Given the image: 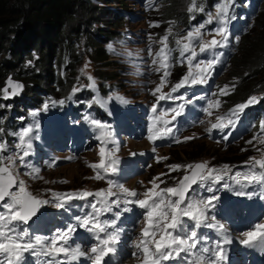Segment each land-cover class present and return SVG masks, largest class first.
I'll return each instance as SVG.
<instances>
[{
  "label": "rangeland",
  "instance_id": "1",
  "mask_svg": "<svg viewBox=\"0 0 264 264\" xmlns=\"http://www.w3.org/2000/svg\"><path fill=\"white\" fill-rule=\"evenodd\" d=\"M94 1L98 6H105L99 10L100 12L97 14V25L100 28L111 26L110 21L113 19L112 16L122 18V24L118 33H112L113 37L103 44L109 51V59L112 60V63L100 65L98 62L91 61L87 57H84L79 64L78 72H75L73 75V79L77 84L72 85L71 88L66 91L64 97L57 95L56 87L53 86L54 82L50 79L49 72H52V74L55 72L53 65L38 66L34 61L36 56L34 53L29 57L23 56L20 62L24 68H33L32 72L36 74L34 76L35 80L31 79L33 82H26V85L30 83V86L36 88L30 89L29 98L23 97L25 82L21 80L20 77L13 76L12 72L4 76L5 78L9 74L10 78L21 80L23 87L18 90L17 95L11 96L8 99L3 98V93L0 92V107H10L12 112L16 115H19V112L23 109V104L26 103L36 104L38 110H41L38 115L35 114L30 117L27 126L33 128L31 135L33 137L32 141L35 143L32 147V154L28 158L30 164L33 165L35 163L34 159L38 156H42L43 159H48L50 162H53L49 167H55L47 168V165H43L42 168H39L41 169L40 174H42V179H32L30 176L24 174L26 169L22 168L18 179H23L25 181L29 192L36 197L43 195L46 189L51 188H55V195L70 194L76 196L78 193L84 191L95 193L101 189L107 190L109 188L107 179L123 183L125 187L130 190H135L138 193H143L146 189L152 188L153 185L150 182L153 181L154 178H156L155 183L158 184L160 188L169 187L172 184L178 183L185 173L183 168L177 171H170L169 166L195 165L198 163H206L207 166H209L211 164L209 162L214 160L211 154H218L222 150H226L228 146L235 145V143L238 144L242 139H246L244 140V144L237 148L241 151L247 150L248 154L246 153L244 158H242L243 160L250 158H255V160L264 159V144L260 143L261 140H264V133H261L259 127L260 123L264 121V114L260 115V119L255 128L252 127L243 137L240 136L238 139L233 138L227 143H222V138H220L221 135H219L221 132L220 130L214 129L211 132L207 131L212 123L217 122L218 116H224L227 119L231 114V110L237 106V103L227 106L219 103L218 108L211 109V116L207 115L205 112L197 125L187 131L183 130L179 133L178 140L181 141L179 143L176 142L172 145L165 144L169 140H173L171 138L157 140L155 143L150 141L148 139V129L152 125L154 115H162L165 119H171L172 115L169 107L159 106L160 108H158V105L155 103L156 99L161 94H169L171 88L177 84L188 71L186 61L181 63L180 46L176 44V41L195 28L181 32L180 34L176 33L171 40H169L168 37V47L172 49V56L175 57V60L169 69L170 75L166 78L161 92L154 95V90L160 86L162 72L157 73L155 71L157 66L152 64V60L155 58V53L161 47V38L168 35L169 32L173 30L172 21L164 25L161 24L158 19L159 13L157 10L162 6L160 3L163 2L160 0L154 6L150 4L149 9H147L141 8L135 0ZM197 1H200L198 4L203 5L204 12H207L206 6L209 5L207 1ZM220 2L221 0L213 4L207 13L215 15L216 6ZM263 3L264 0L260 2L256 14L261 10ZM185 6L188 10L190 0L186 2ZM216 29L217 28L212 31L202 32V37L198 43L210 41V36H218L216 35ZM219 39L220 36L218 37V40ZM230 40H234L233 37H228L227 45L223 49L230 46ZM149 48H151L153 55H149ZM196 49H199V47L196 46L195 50ZM219 51L220 50L216 53V58L219 56ZM197 52V59L209 60L212 58L215 50H210L206 53H199V50ZM234 53H236V49ZM129 54H131V56ZM99 67L116 71V76L113 79L105 81L106 84L114 82L115 85L112 84L107 86L108 89L103 94H100L96 89L98 80L94 72L95 68ZM243 71L241 66L234 65L230 60H224L220 65V71L217 72L214 79V95L210 102L220 100V92L225 88L218 84L220 78L227 81L235 78ZM89 76L92 77V80L88 79ZM93 81L95 87H89ZM2 84L3 81L0 84V90H2ZM50 86H53L54 89H51ZM71 90L82 91L83 98L80 96V102H82L81 107L85 110L89 109L84 112L85 114H83L82 117L78 118L80 119V126H82L79 131H73L75 119L71 118L73 115L78 116L77 110L73 107H61L62 104L69 107L70 104L75 102L71 97ZM88 91L90 92V96L88 97V94L84 96ZM117 97L123 98L127 103H123L122 100L117 99ZM250 97L245 101L247 102ZM255 97L257 100L260 98L257 97V95H255ZM12 101H14L13 105L11 104ZM136 102L146 104L151 108L150 111H136L142 113V120H140V122L137 120L138 116L133 112H126L125 115L122 116L124 111L134 110ZM45 105H47L46 110ZM54 105H56L57 110L53 108ZM154 105L158 108L156 114L152 112ZM94 107H99L100 109ZM101 109L103 112H109L113 117H116V119H106L105 117L98 116L101 113ZM165 110H169V112L165 114ZM89 113L92 115V118L88 119ZM94 114H96V116H94ZM25 115L26 114L20 116L22 117ZM93 121L97 123H93ZM36 125H38V127H36ZM172 127L174 129L173 135H176L177 130L173 125ZM238 127H243V125L237 123L233 128ZM23 129L24 128L19 130L16 128H6L4 137H8L10 134L14 135V133H18ZM122 131L129 134L134 132V134L122 140L119 136V133ZM212 132H214L213 135H216L210 137ZM86 133L90 134V136L85 140L86 137L83 135ZM49 137L55 139L52 145L48 141ZM185 138L190 139L185 140ZM195 141L200 145L202 150L197 157L184 160L181 155H178L181 154V150L188 149L187 145ZM248 141H252V143H248ZM88 142H91L89 148L87 147ZM17 143L18 140L11 144L15 147ZM155 144L157 145L154 151L151 147ZM245 144L251 145L245 148ZM101 147H104L106 150L115 149V156L118 157L120 161L119 172L117 174H105L103 170L93 169L89 166L99 163L101 159L99 154ZM68 157H70V161L67 160ZM97 171H100L102 175H106V179H95ZM161 180L165 181V183H161ZM112 190L114 192L118 191L116 188ZM141 198L143 197L141 196ZM89 201L94 202V197H87L85 199L76 198L72 200L70 202L71 206L69 207L71 209L70 214L67 215L65 223H74L73 217L80 216L81 210H83V215L91 211L88 207ZM233 202L235 206L241 204L237 199ZM225 203H231V200L228 198L225 200ZM141 211L142 210L138 207L133 206V211L131 213L124 214L120 221V226L125 229L126 224L132 223L139 218ZM134 214H136L135 218ZM107 218L111 219V215L109 214ZM66 224L63 228H65ZM142 224L143 222L139 225L141 226ZM209 238L212 237L209 236ZM81 240V238H76L75 242L77 241L79 243ZM86 242L92 243L89 238H87ZM125 260L126 259H124V261Z\"/></svg>",
  "mask_w": 264,
  "mask_h": 264
},
{
  "label": "snow or ice",
  "instance_id": "2",
  "mask_svg": "<svg viewBox=\"0 0 264 264\" xmlns=\"http://www.w3.org/2000/svg\"><path fill=\"white\" fill-rule=\"evenodd\" d=\"M230 7H234V0H221L216 6L215 15L208 14L207 23H212L215 20L221 25L215 30L216 35L221 37L220 40L213 36L208 42L198 43L202 37L201 29L205 28L204 24H200L176 41V44L180 46L181 63L186 61L188 71L171 88V93H176L185 86L207 83L219 61L215 57L209 60L197 59L198 52L195 47H199V53H206L223 46L229 36L227 25L232 19L229 15ZM195 11L203 12V5L198 4L197 0H190L188 12ZM236 39L238 40L239 37ZM167 41V35L161 38V47L152 60V64L157 66L155 71L162 72L160 86L154 90V95L161 92L166 78L170 75L169 69L175 60ZM129 55L131 56V54ZM149 55H153L151 48H149ZM88 79L92 80V77L89 76ZM22 87L20 83H14L9 79L7 86L0 92L3 93V98L7 99L17 95L18 90ZM89 87H95L94 81ZM227 87L225 86L221 90L220 95L228 94ZM9 88H11V92ZM117 99L127 103L121 97H117ZM177 99L185 100V103L170 109L171 119H165L162 115L156 114L158 108L156 105L153 106L152 112L156 115L148 129V139L153 143L168 138L177 143L181 142L173 135L172 125L177 117L182 115L186 104L192 103V100L170 94H161L158 97V100ZM256 102L255 96L250 97L246 103L235 106L227 119L224 116H218L217 122L212 123L207 131L218 129L224 132L225 129L235 127L240 113ZM219 103L218 100L210 102L204 111L211 116V109L218 108ZM46 109L47 105H45ZM168 112L169 110H165V114ZM93 123L97 122L93 121ZM259 127L261 133H264V121L260 123ZM2 131L3 129H0V132ZM32 132V127H26L22 131L14 133L18 136V143L15 147L20 150L15 156L3 155L8 151V148L6 143L0 142V264H29L30 258L31 264H81L82 260L89 264H108L106 258L114 260L118 247L123 242L125 229L120 226V221L125 213L133 211V206L142 210L139 218L135 221L136 225L143 222V227L140 228L137 242L134 245L136 251L133 253L138 258L142 256L141 264H165V262L172 261H184L185 264H221L227 259L226 249L221 246L220 242H217L214 248H210L206 246L208 238L200 232L202 228H215L222 235L227 232L224 224L217 221L213 213V209L218 203V197L214 194L207 197L199 196L193 188L194 185L197 187L207 185L206 191L213 193L211 183H217L222 179V176L216 174V170L209 168L206 163L169 166L170 171L183 168L186 172L175 186L160 188L154 178L150 182L153 185L152 188L138 193L125 187L123 183L107 179L109 185L107 190L101 189L95 193L84 191L76 196L58 194L54 200H44L32 195L27 190L25 181L18 179L20 168L28 169L24 173L25 175L33 179H42L39 176L40 169L30 164L27 159L32 154ZM227 138L226 133L222 139L227 140ZM187 139L190 138H185V140ZM248 143H252V141H248ZM260 143L264 144V140H261ZM99 154L101 157L99 163L89 166L93 169L103 170L105 174H117L120 161L115 156V149L106 150L101 147ZM250 159L254 161L252 167H258L261 171L245 174L244 181L248 184L264 185V159ZM240 175V173H236L237 177ZM95 179H106V175L97 171ZM161 183H165V181L161 180ZM113 188L118 191L114 192ZM237 194L244 195L245 193L241 191ZM87 197H94V202H88L91 211L82 216L73 217L74 223H67L65 228L57 229L51 236L37 235L30 231V222L38 223L45 216L46 205L67 210L71 206L72 200ZM109 214L111 219L107 218ZM210 221H215V223ZM25 225L29 227H25ZM78 230L85 231L92 241L87 250L84 245L75 242ZM241 235L244 237L240 241L241 244L264 249V224L256 223L252 230L244 231ZM223 242L230 243L231 241L225 237Z\"/></svg>",
  "mask_w": 264,
  "mask_h": 264
},
{
  "label": "trees",
  "instance_id": "3",
  "mask_svg": "<svg viewBox=\"0 0 264 264\" xmlns=\"http://www.w3.org/2000/svg\"><path fill=\"white\" fill-rule=\"evenodd\" d=\"M187 1L161 0L163 3H160L162 6L157 10L158 19L164 25L172 21L170 40L176 33L180 34L187 29L190 15L197 14V11L188 12L185 6ZM206 1L212 6L218 0ZM104 7L98 6L94 0H0V84L4 76L12 72L13 76L20 77L25 82L23 97L29 98L30 89H36L30 86L36 74L32 72L33 68H24L20 62L23 56L29 57L32 53L36 55L34 61L38 66L52 64L55 68V72H49V76L60 97H64L66 91L77 84L73 75L78 72L84 57L100 65L112 63L109 51L103 44L113 37L112 33H118L122 18L112 16L111 26L100 28L97 25V14ZM238 37L236 53L230 61L241 66L244 71L233 79L218 80L219 85L228 86V94L221 95L219 102L227 106L242 103L248 97L257 95L260 97L258 103L262 102L264 106V3L253 17L251 26L239 33ZM94 75L101 91H106L107 86L115 85L114 82H105L116 76L114 70L99 67L95 68ZM26 82L30 83L26 85ZM53 86L50 88L54 89ZM78 93L76 91L72 96H78ZM11 111L10 107H0V129H3L0 138L5 135L8 123L15 119ZM244 140L246 139L228 146L218 154H211L214 160L209 163L232 164L242 160L247 150L241 151L237 147H241ZM250 145L244 146L246 148ZM187 147L188 149L181 150V154L177 153L184 160L197 157L202 152L196 141Z\"/></svg>",
  "mask_w": 264,
  "mask_h": 264
},
{
  "label": "water",
  "instance_id": "4",
  "mask_svg": "<svg viewBox=\"0 0 264 264\" xmlns=\"http://www.w3.org/2000/svg\"><path fill=\"white\" fill-rule=\"evenodd\" d=\"M11 79L14 83L18 82L22 85L21 80L19 79H14V78H10V75L8 74L4 79H3V84L1 85V89H4L7 86V82L8 80ZM9 91L11 92V88H9Z\"/></svg>",
  "mask_w": 264,
  "mask_h": 264
},
{
  "label": "bare ground",
  "instance_id": "5",
  "mask_svg": "<svg viewBox=\"0 0 264 264\" xmlns=\"http://www.w3.org/2000/svg\"><path fill=\"white\" fill-rule=\"evenodd\" d=\"M132 261V259H130V258H128V259H126V261L124 262V261H121L123 264H132L133 262H131ZM113 264H118V263H113Z\"/></svg>",
  "mask_w": 264,
  "mask_h": 264
}]
</instances>
